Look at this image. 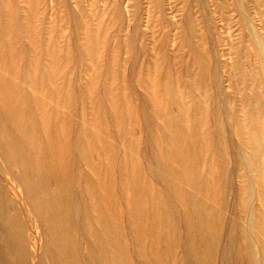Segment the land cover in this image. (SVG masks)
<instances>
[{"label": "rangeland", "instance_id": "1", "mask_svg": "<svg viewBox=\"0 0 264 264\" xmlns=\"http://www.w3.org/2000/svg\"><path fill=\"white\" fill-rule=\"evenodd\" d=\"M0 264H264V0H0Z\"/></svg>", "mask_w": 264, "mask_h": 264}]
</instances>
